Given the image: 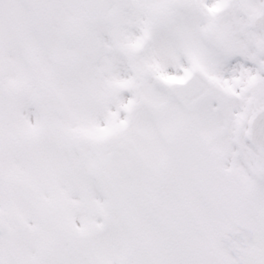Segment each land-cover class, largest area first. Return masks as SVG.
<instances>
[{
  "label": "snow or ice",
  "instance_id": "obj_1",
  "mask_svg": "<svg viewBox=\"0 0 264 264\" xmlns=\"http://www.w3.org/2000/svg\"><path fill=\"white\" fill-rule=\"evenodd\" d=\"M0 264H264V0H0Z\"/></svg>",
  "mask_w": 264,
  "mask_h": 264
}]
</instances>
